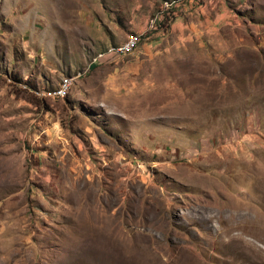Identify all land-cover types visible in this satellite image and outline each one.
I'll return each mask as SVG.
<instances>
[{
    "label": "rangeland",
    "instance_id": "1",
    "mask_svg": "<svg viewBox=\"0 0 264 264\" xmlns=\"http://www.w3.org/2000/svg\"><path fill=\"white\" fill-rule=\"evenodd\" d=\"M180 1L0 0V264H264V0Z\"/></svg>",
    "mask_w": 264,
    "mask_h": 264
},
{
    "label": "built area",
    "instance_id": "2",
    "mask_svg": "<svg viewBox=\"0 0 264 264\" xmlns=\"http://www.w3.org/2000/svg\"><path fill=\"white\" fill-rule=\"evenodd\" d=\"M161 19H163V17L162 15L161 16L159 15V20ZM157 20L158 19L151 20V23H150L151 28H152L151 30H155L157 28ZM144 34L146 33L130 35L128 39L126 40V42L122 43L121 45L113 46L109 48L108 50H106L105 52L98 54L94 58L92 64L96 66L106 60H113L118 57H124V56L131 55L139 48V45L141 43V40ZM72 85H73V78L66 77L54 89L48 90V91L44 90L42 92H37L36 94L38 96H42V97L50 98V99L51 98L52 99H65L68 96L72 88Z\"/></svg>",
    "mask_w": 264,
    "mask_h": 264
},
{
    "label": "crops",
    "instance_id": "3",
    "mask_svg": "<svg viewBox=\"0 0 264 264\" xmlns=\"http://www.w3.org/2000/svg\"><path fill=\"white\" fill-rule=\"evenodd\" d=\"M216 0H181L178 4L180 17L176 20V24L184 27L182 19H192L200 16H204L208 25L212 24V29H216L217 26L223 22L228 16L223 12L222 7ZM217 8H219L217 10ZM144 26L139 30H143ZM112 60H106L103 63H110Z\"/></svg>",
    "mask_w": 264,
    "mask_h": 264
}]
</instances>
